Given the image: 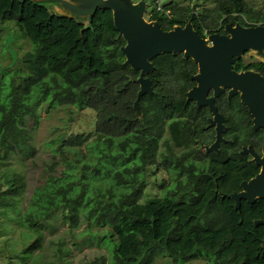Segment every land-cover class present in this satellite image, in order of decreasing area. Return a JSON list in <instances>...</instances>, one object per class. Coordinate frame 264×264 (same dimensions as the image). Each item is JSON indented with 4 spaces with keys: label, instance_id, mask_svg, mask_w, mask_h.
<instances>
[{
    "label": "trees",
    "instance_id": "obj_1",
    "mask_svg": "<svg viewBox=\"0 0 264 264\" xmlns=\"http://www.w3.org/2000/svg\"><path fill=\"white\" fill-rule=\"evenodd\" d=\"M54 5L0 0V48L5 52L8 40L15 49L19 37L30 44L20 56L15 49L14 58L0 65V209H13L20 217L22 251L14 243L13 249L23 263L41 248V229H55V219L68 224L74 238L106 250L107 255L100 254L90 264H156L157 259L264 264V227L253 222L264 217V199L236 208L230 197L219 194L238 188L259 169L238 153L252 131L245 105L237 96L219 102L233 125V151L193 158L200 142H206L208 115L206 107L186 98L196 71L193 60L181 53L152 59L156 69L148 76L153 92L140 97L139 117L133 107L139 71L124 64L125 41L111 10L97 9L89 22L62 16L54 12ZM198 8L171 0L161 11L154 8L149 19L158 20L164 29L191 21L202 36L229 21L264 23V12L245 0H215L211 9ZM244 64L237 59L234 67L239 70ZM245 65L264 75L263 63ZM41 108L48 114L66 110L68 123L82 111L89 114L80 122L86 128L65 131L47 142L53 145L52 156L40 173L46 182L62 165L58 156L64 153L78 164V194L63 197L61 210H49L50 218L30 219L28 213L17 212V201L29 185L27 162L37 157L34 135ZM244 122L248 126L240 133ZM130 136L135 144L129 152L96 154L91 147V140L116 138L124 146ZM159 171L168 178L153 176L155 181H150L149 174ZM150 183L155 192L148 188ZM60 245L61 262L68 251Z\"/></svg>",
    "mask_w": 264,
    "mask_h": 264
},
{
    "label": "water",
    "instance_id": "obj_2",
    "mask_svg": "<svg viewBox=\"0 0 264 264\" xmlns=\"http://www.w3.org/2000/svg\"><path fill=\"white\" fill-rule=\"evenodd\" d=\"M55 2L54 12L69 18H87L92 21L97 9H110L116 29L125 43L121 46L124 64L138 70L135 82L139 85L133 107L136 115L142 117L140 97L153 92L152 80L148 74L156 69L152 59L163 53L182 54L197 64L198 70L192 76L195 81L187 92L186 98L194 100L197 106L207 105L212 117L209 126L216 124L215 140L205 145L207 151L218 150L222 141L223 115L215 104L218 96L228 88V97L239 94L240 101L252 117L253 128H264V76L253 69L236 70L234 63L245 53L264 63V23L243 25L240 22H227L224 33L212 32L202 36L195 30L191 21L176 24L164 29L156 19H146L148 4L145 0H34ZM213 95L208 96L209 90ZM240 153L251 154V160L259 171L248 180L241 182L242 191L229 195L240 207L241 198L254 202L255 198L264 199V144L258 154L251 147H244ZM224 195L223 192H219ZM264 225V219L255 220ZM264 243V239H263Z\"/></svg>",
    "mask_w": 264,
    "mask_h": 264
},
{
    "label": "rangeland",
    "instance_id": "obj_3",
    "mask_svg": "<svg viewBox=\"0 0 264 264\" xmlns=\"http://www.w3.org/2000/svg\"><path fill=\"white\" fill-rule=\"evenodd\" d=\"M145 1L148 4V12L145 14V18L149 19L150 14L155 8L154 1ZM170 1L171 0H161V4L165 5ZM177 1L183 5H189L190 7H199L198 10L202 8L211 9L215 4V0ZM245 1L254 9L264 12V0ZM9 26L12 27V23L9 24ZM7 42L8 40H5V52L2 47L0 48V65L9 63L10 57L11 59L14 58L16 50L20 56L24 51L30 48L29 42L21 37H19L13 44L16 50L12 47L11 42L13 41L9 44H6ZM248 56L249 55L247 54V58L245 59H248ZM39 114L41 116V121L34 135V141L37 147V157L34 161L27 162V165L29 166V185L24 195L20 196L17 201V205L19 206L17 212L28 213V216H31L30 219H38L40 217H46V215L50 218L48 214L49 210L52 209L51 213H56L55 211H57V209L61 210L63 197L68 196L73 198L78 194V164L72 159L68 160V158L64 156V153L58 156V160L63 161L62 165L56 166L54 173L49 175L46 182L41 181L40 173H43V171L47 169L52 156V151L50 149L53 145L48 146L47 142H50L55 136L63 134L65 131L77 132L80 129L86 128V126L80 122H83L82 117L87 116L89 112L87 110L80 112V114L69 123L65 120L68 118L66 110H59L58 112L53 111L51 114H48L44 108H41ZM93 116H95L94 111ZM134 140L133 136H130L128 142H126L124 146L121 145V138H116L111 142H106L104 140H91L90 142L91 147L96 154H109L118 153L121 150L129 152L135 144ZM202 152V149H199L196 153L192 154V157L198 159L202 156ZM153 176L158 179L168 178L167 173L164 171L155 172V174L150 173V181H155L153 180ZM153 187L154 185L151 183L148 186L152 192H155L156 189ZM53 208H55V210ZM17 217L19 216L13 209H0V264H90V262L100 254L107 255L104 248H97L94 244L89 245L88 243L79 240V237L74 238L70 232L68 224L53 219L52 222L55 225V229L48 227L41 229V248L34 252L35 255L23 263L19 253L13 249L14 243L18 251H22V245L19 243L20 229ZM59 243L62 244L60 245L62 249L68 251L65 254L66 257H64L61 262L58 259V256L61 255L58 249ZM156 264L183 263L179 261H171L169 259H157ZM187 264H205V262L202 259H195Z\"/></svg>",
    "mask_w": 264,
    "mask_h": 264
},
{
    "label": "flooded vegetation",
    "instance_id": "obj_4",
    "mask_svg": "<svg viewBox=\"0 0 264 264\" xmlns=\"http://www.w3.org/2000/svg\"><path fill=\"white\" fill-rule=\"evenodd\" d=\"M229 22H232V21H229ZM225 25V24H224ZM224 25H223V28H221V29H217V30H214V31H212V32H219V33H224L225 31H224ZM211 32V33H212ZM207 34L205 33V36H206ZM246 55H247V53H245L241 58H239V59H242L243 60V62L245 63V64H248V63H250V62H253V61H259L258 59H256V58H254L253 56H248V59H245V58H247L246 57ZM237 60V59H236ZM236 62V61H235ZM259 62H261V61H259ZM261 63H263V62H261ZM196 64V63H195ZM235 64V63H234ZM243 65V66H240V69L239 70H245V69H253V70H255V71H258L257 69H255V68H253V67H249V68H247L246 67V65ZM264 64V63H263ZM235 68V67H234ZM197 70H198V66H197V64H196V71L191 75V79H192V76L197 72ZM237 70V69H236ZM259 73H261L260 71H258ZM262 74V73H261ZM263 75V74H262ZM264 76V75H263ZM192 81H193V84L188 88V90L193 86V85H195V81L192 79ZM187 90V91H188ZM186 91V92H187ZM211 95H213V90L212 89H210L209 90V93H208V96H211ZM233 96H237L238 98H239V94L237 93V94H234V95H231L230 97H228V88H226L223 92H221L218 96H215V104H216V106L218 107V110H219V112L223 115V117H224V119H223V122H222V126H223V131L221 132V137H222V141H220L219 142V144H218V150L217 151H215V150H209V151H207L206 150V148L204 147L205 145H211L213 142H214V140H215V135H216V131H215V127H216V124H214L213 126H209V118L210 117H212V114H211V111L209 110V107L207 106V105H202V106H197V107H206V109L208 110V115L206 116V120H207V123H206V129H207V133H206V142H203V141H201L200 142V149H202V156L200 157V158H198L197 160H202V159H204V157H205V155H206V153H208V152H216V153H219V152H221L223 149H225L226 151L225 152H228V153H231L232 151H233V148H232V143H233V135H234V133H233V125H231V122H230V120H229V118H228V115H227V113L222 109V107H220V105H219V102H221V100L222 101H224V100H227V101H229ZM188 100V99H187ZM239 100H240V98H239ZM194 103H195V101L194 100H192ZM241 102V101H240ZM196 104V103H195ZM247 109V108H246ZM247 111H248V109H247ZM248 114L250 115V113L248 112ZM250 117H251V115H250ZM248 118V117H247ZM243 122V121H242ZM245 123V122H244ZM245 125H246V127H241V128H239L238 129V132H242V130H244V129H246L247 128V124L245 123ZM239 127V126H238ZM251 128H252V131H249L248 130V133H247V135L245 136L247 139L246 140H244L242 143H240V145H239V147H238V153L239 154H241V155H243V156H245L246 157V159L248 158L249 160H251V154L250 153H247V154H242V153H240V151L244 148V147H251L255 152H257L258 154H260L261 153V150H262V146H263V144H264V128H253V123H252V117H251ZM247 159V160H248ZM252 161V160H251ZM258 171H259V169H258ZM258 171H255L254 173H253V175H251V176H249V177H247V178H244V179H242L241 181H240V184H239V187L238 188H235V189H232L230 192H226V191H219V192H223L224 193V195H222V194H220L221 196H223V197H228L229 198V195L230 194H232L233 192H240V191H242V187H241V182L243 181V180H248V179H250L252 176H254ZM231 198V197H230ZM232 199V198H231ZM256 199H258V197L257 198H255V200H254V202L256 201ZM262 199V198H261ZM233 200V199H232ZM249 203V204H253L254 202H252V203H250V202H248L245 198H241V202H240V206L242 205V204H244V203ZM260 219H264V217H261V218H256V219H254L253 220V222L255 221V220H260ZM255 224V223H254ZM256 226H258V225H262L263 227H264V225L263 224H261V223H257V224H255ZM263 239H264V237H263ZM263 239H262V246H264V243H263Z\"/></svg>",
    "mask_w": 264,
    "mask_h": 264
},
{
    "label": "built area",
    "instance_id": "obj_5",
    "mask_svg": "<svg viewBox=\"0 0 264 264\" xmlns=\"http://www.w3.org/2000/svg\"><path fill=\"white\" fill-rule=\"evenodd\" d=\"M153 1H154L155 9H156L157 11H161V10H162L161 0H153Z\"/></svg>",
    "mask_w": 264,
    "mask_h": 264
}]
</instances>
